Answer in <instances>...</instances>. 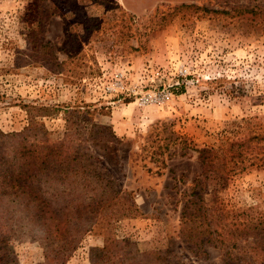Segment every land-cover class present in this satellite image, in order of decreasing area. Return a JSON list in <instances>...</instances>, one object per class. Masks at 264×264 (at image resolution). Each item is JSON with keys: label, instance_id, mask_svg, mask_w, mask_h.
Here are the masks:
<instances>
[{"label": "rangeland", "instance_id": "1", "mask_svg": "<svg viewBox=\"0 0 264 264\" xmlns=\"http://www.w3.org/2000/svg\"><path fill=\"white\" fill-rule=\"evenodd\" d=\"M32 117L55 140L68 123L110 126L117 155L92 154L137 206L72 219L69 195L103 186L40 176L47 206L22 203L0 177V264H51L80 226L65 264H100L109 235L132 242L124 264L167 249L186 264L264 257V0H0V129L20 133ZM0 138L1 171L16 165L21 137ZM197 176L225 243L199 248L187 236L183 193Z\"/></svg>", "mask_w": 264, "mask_h": 264}, {"label": "trees", "instance_id": "2", "mask_svg": "<svg viewBox=\"0 0 264 264\" xmlns=\"http://www.w3.org/2000/svg\"><path fill=\"white\" fill-rule=\"evenodd\" d=\"M255 8H257V5L253 8L238 7L236 9H239V12L241 13H254ZM49 43L50 42L48 41L47 44ZM47 109L49 110V108ZM68 110L70 116L79 114L80 117L78 121L79 124L82 123L84 118H81V111H79V109L76 108V110ZM86 119L92 120V116L90 119ZM75 122L77 123V121ZM73 124L75 123H68L64 136L60 137L58 140L51 139V137H49L51 132L48 131L43 124L42 126L39 125L36 118L34 119L33 117L29 127L20 133L13 132L8 134L0 129V137L2 138L8 135H17L21 137L20 147L15 156L17 159L13 161L14 165H16L14 167L13 165L6 167L0 171V177L4 181L1 185L5 186L8 184V188H10V190L17 188V190H15L12 194L19 197L22 203H30L34 198L38 204L48 206V204H50L48 200L51 198H43L42 196H45L43 194L44 190L40 186L36 185V180L40 176H44L46 180L49 178V180L58 179L60 182L72 181V183H75L74 186L77 187L80 182V175L81 178L84 179L85 186L93 183L92 181H94L96 183L94 186L95 190L99 185L103 186V188L101 190V194H91L92 190L88 189L84 193L77 190L76 193L69 195L73 196L70 200L72 208L69 212V214L73 217L72 219L79 220L81 219V216L86 213L95 215L94 218H97L99 209L94 208L92 210V206L103 207V210L108 207L122 205L124 208L126 207L125 210L133 211V209L137 206L136 202L120 195L117 189H113V182L106 179L102 170L98 168V163L96 162L98 157L92 154L98 151H105L108 153L107 155H117L115 148L120 141L117 140V136L113 129L108 125L98 123H90V125L87 126L84 124L82 127H76ZM38 129L42 131L44 136L42 135L36 144H29V132L34 131V134L37 135L39 131ZM39 136H37V138ZM91 144H93L97 150L93 151V149H91ZM205 179L206 178L202 176L194 178L192 193H183L185 201L181 211L183 224L188 230L187 236L199 248H204L205 244L210 242L218 241L225 243L223 233L219 231L218 225H215V227L213 223L215 220L223 219L216 215V213H218V208L211 207L209 205L207 198L205 197L206 195L203 192ZM107 187L110 188L108 189ZM64 192L65 189L51 193V196L53 198L60 199ZM81 195L84 198H81ZM37 196H40L39 199ZM59 206H61L63 210L66 209V205L63 203H59ZM112 214L115 216L119 213ZM106 222L107 224H110L111 219H108ZM80 227L81 229H78V231L82 230L80 235L76 234V237H74L75 239L70 241L67 245L61 246L56 257L52 258V256H47V260H49L51 264H65L66 259L70 256L69 253L76 247V245L81 241L83 235L89 229H85L83 226ZM73 236L75 235L73 234ZM196 237L198 239L197 241H194ZM129 245H132V242L129 239H119L115 236L109 235L106 239L104 247L98 248V252H100L102 260L100 264H108L110 261H116L117 257H119V264H124V261H126L129 257L127 256L129 255V252H125L124 254L123 250H125ZM255 248L260 249L258 246ZM203 251L207 252L205 250ZM169 252H171L170 249L145 252L148 255H156L154 262L150 261L145 264H186L184 262H176L173 260L174 256H171ZM163 259L167 262L164 263ZM129 264L135 263L130 262ZM227 264H235L234 259L231 258L230 261H227ZM257 264H264V257L258 258Z\"/></svg>", "mask_w": 264, "mask_h": 264}]
</instances>
